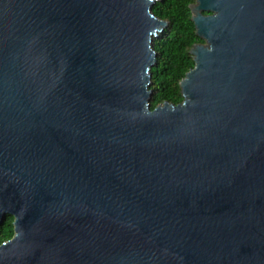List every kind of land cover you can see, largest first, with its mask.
Returning a JSON list of instances; mask_svg holds the SVG:
<instances>
[{"label":"water","instance_id":"water-1","mask_svg":"<svg viewBox=\"0 0 264 264\" xmlns=\"http://www.w3.org/2000/svg\"><path fill=\"white\" fill-rule=\"evenodd\" d=\"M155 1L0 0V264H264V0L190 3L151 108Z\"/></svg>","mask_w":264,"mask_h":264},{"label":"trees","instance_id":"trees-1","mask_svg":"<svg viewBox=\"0 0 264 264\" xmlns=\"http://www.w3.org/2000/svg\"><path fill=\"white\" fill-rule=\"evenodd\" d=\"M194 0H156L152 4L153 13L167 21V25L154 38L156 62L151 67L153 93L150 107L163 101L174 104L182 101L179 82L194 66L189 49L193 44L203 42L195 33L189 4ZM13 215L8 214L0 226V243L12 237Z\"/></svg>","mask_w":264,"mask_h":264}]
</instances>
